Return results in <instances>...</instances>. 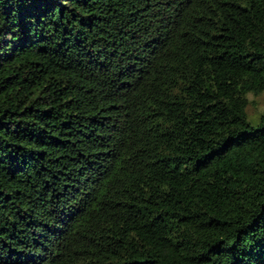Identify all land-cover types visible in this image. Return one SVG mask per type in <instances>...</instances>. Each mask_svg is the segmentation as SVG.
Listing matches in <instances>:
<instances>
[{"label": "trees", "instance_id": "obj_1", "mask_svg": "<svg viewBox=\"0 0 264 264\" xmlns=\"http://www.w3.org/2000/svg\"><path fill=\"white\" fill-rule=\"evenodd\" d=\"M264 0H0V264H264Z\"/></svg>", "mask_w": 264, "mask_h": 264}, {"label": "rangeland", "instance_id": "obj_2", "mask_svg": "<svg viewBox=\"0 0 264 264\" xmlns=\"http://www.w3.org/2000/svg\"><path fill=\"white\" fill-rule=\"evenodd\" d=\"M264 109V93L254 98L250 104L249 110L251 115H255L258 111Z\"/></svg>", "mask_w": 264, "mask_h": 264}]
</instances>
